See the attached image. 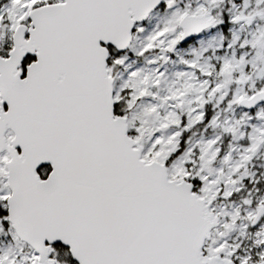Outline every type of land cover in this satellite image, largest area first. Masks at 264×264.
Instances as JSON below:
<instances>
[{"label":"snow or ice","instance_id":"1","mask_svg":"<svg viewBox=\"0 0 264 264\" xmlns=\"http://www.w3.org/2000/svg\"><path fill=\"white\" fill-rule=\"evenodd\" d=\"M0 264H264V0H0Z\"/></svg>","mask_w":264,"mask_h":264}]
</instances>
